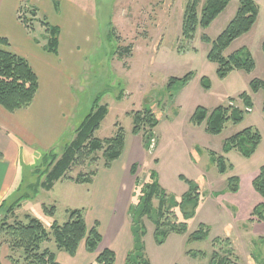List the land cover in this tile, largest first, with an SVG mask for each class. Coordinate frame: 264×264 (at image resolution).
I'll return each instance as SVG.
<instances>
[{
  "label": "rangeland",
  "instance_id": "1",
  "mask_svg": "<svg viewBox=\"0 0 264 264\" xmlns=\"http://www.w3.org/2000/svg\"><path fill=\"white\" fill-rule=\"evenodd\" d=\"M238 1L230 0L209 27L197 29L190 42L181 38V21L187 0H95L94 25L88 27L83 24L81 28L88 29L85 34L70 36L71 43H79L87 51L79 67L80 73L70 86L74 103L72 123L78 126L89 112L94 98L100 95V104L107 106L108 113L95 137L113 136L117 123L128 141H132L136 135L131 132V112L150 107L159 122L153 129V146L148 150L141 146L143 154L139 153L136 172L139 182L148 181L153 170L162 187L175 200H180L187 190L179 175L200 185L201 196L195 215L184 220L180 211H175L177 222L183 221L187 225L186 234L172 233L163 244L157 245L153 238V225L145 222L143 241L151 264H209L212 241L217 237L230 239L235 255L233 260L238 264H264V242L259 238L264 235V223L249 219L251 210L264 202V198L254 192L251 183L259 168L264 166V93L262 90L253 93L249 89L253 78L264 79V0H256L259 14L252 30L234 40L223 52L228 56L245 46L255 62L253 71L234 69L224 78H219L217 65L206 57L211 43L201 41L202 34L211 41L215 40L234 16ZM39 15H43L40 10ZM110 27L114 28V33L112 31L109 35ZM43 32V27L35 22L34 35L39 36ZM127 45L131 46L129 54H122V57L116 54L118 49ZM188 72L193 73L191 79L172 96L167 90L169 79L180 78ZM203 76L209 79V89L201 86ZM242 92L252 97V107L244 112L241 122L234 124L228 121L216 135L208 134L204 123L200 126L190 123L197 106L212 110L218 105H227L230 98H234L233 105L245 110L238 98ZM246 127L258 130L261 136L254 153L248 158L237 150L223 153L224 140ZM72 137L73 133L69 131L63 135L55 150L57 155ZM210 150L223 155L233 168L219 173L210 162ZM96 156L95 162L75 165L68 174L75 176L101 167V153ZM38 162L37 159L30 167L22 164L20 184L7 199V204L18 200L21 195L30 196L41 189L39 183L43 177L36 174ZM232 175H236L240 182L236 193H231L227 187L228 178ZM91 187L89 184L58 182L52 192L41 190L29 199L23 198L15 207V215L22 220H25L24 215L35 217L49 231L43 205L47 208L55 206V218L62 223L67 219L66 204L81 209L83 193ZM139 191L140 186L134 190L133 203L137 201ZM53 199L57 200L56 205ZM200 223L209 229L207 239L187 245L186 237ZM187 250L206 252L207 257L192 258L185 253Z\"/></svg>",
  "mask_w": 264,
  "mask_h": 264
},
{
  "label": "trees",
  "instance_id": "2",
  "mask_svg": "<svg viewBox=\"0 0 264 264\" xmlns=\"http://www.w3.org/2000/svg\"><path fill=\"white\" fill-rule=\"evenodd\" d=\"M230 0H187L181 21V38L184 42L193 40L198 28L206 29L212 21L227 7ZM259 14L256 0H239L237 10L222 32L211 41L206 34L201 35V41L211 43L207 53V59L217 65L216 74L224 78L234 69L251 72L255 68L254 59L245 46H242L224 56L223 52L237 38L247 34L254 26ZM39 15V10L33 6H21L17 13V20L32 34L36 43L42 44L44 50L54 53L58 45L59 29L50 24L47 18ZM35 22L43 27V33L34 35ZM109 35L114 33L110 27ZM40 37V38H38ZM8 41L0 38V106L8 112L14 113L31 105L38 88V79L27 62L18 53L6 48ZM130 45L122 47L116 54H129ZM264 53V40L262 42ZM192 72L186 73L180 78L171 77L167 84V90L172 96L183 88L191 79ZM201 86L209 89L210 82L205 76L200 79ZM249 89L256 93L262 90L264 93V79L253 78L249 82ZM244 109L233 105L234 98L229 99L227 105H218L212 110L197 106L189 121L194 126L204 123L208 134H219L228 121L236 124L243 120L244 112L252 107V97L242 92L238 95ZM264 100V97H263ZM262 109L264 111V102ZM108 113L106 105L100 104V95H97L89 112L81 120L74 131L73 138L62 147L60 155L55 150L43 153L39 159L36 174L43 177L39 187L45 191L50 190L59 180H70L76 184H92L98 168L89 172H79L71 176L68 172L75 165L85 162H95L96 154L101 153L103 168H109L119 158L124 147L125 132L116 123V132L111 137L98 138L95 132L99 129L102 120ZM131 132L140 136L143 149H149L154 144L153 129L158 124V119L150 107L131 112ZM153 140V141H152ZM261 140L258 130L246 127L241 131L226 138L222 144V152L228 153L237 150L242 156L250 157ZM153 142V144H152ZM152 144V145H151ZM211 164L215 165L219 173H225L232 169L233 165L227 163L223 155L214 151H208ZM89 159V160H88ZM87 160V161H86ZM156 161V160H155ZM138 165H133L131 174L135 175ZM148 181L140 183L135 176V188L140 186L136 196V202L128 208L132 246L125 257V264H151L145 254L143 238L146 234V221L153 225V238L157 245L163 244L167 237L174 233L184 235L187 232L185 222H177L175 211L178 209L184 220L192 218L200 202V185L192 179L179 175V179L187 185V190L181 195L180 200H175L165 191L159 182L155 171H150ZM239 178L232 175L228 178V190L236 193L239 190ZM254 192L264 198V166H261L251 181ZM35 189V188H34ZM33 195H21L18 200L7 204V200L0 203V245H6L9 254L7 259L10 264H59L55 253L48 247H42L44 242L52 241L57 250L74 255L78 247L83 244L89 253H95L100 242L101 234L98 223L87 227L82 209L74 208L66 210L67 219L59 223L53 220L48 231L43 223L30 215H24L25 220L15 215V207H18L23 198H31ZM134 194V193H133ZM134 196V195H133ZM46 215L54 217L55 206L47 208L43 205ZM13 217V218H12ZM250 221L264 223V202L258 203L250 213ZM247 220V222L249 221ZM209 235V229L203 223L186 237V244L204 241ZM264 242V235L259 237ZM213 251L210 254L209 264H238L234 261V250L230 239L215 238L212 241ZM220 247V251H219ZM20 252V255H17ZM192 258L207 257L206 252L187 250L185 252ZM237 258V257H235ZM115 253L108 248L97 253L90 264H114ZM1 264V259H0Z\"/></svg>",
  "mask_w": 264,
  "mask_h": 264
},
{
  "label": "crops",
  "instance_id": "3",
  "mask_svg": "<svg viewBox=\"0 0 264 264\" xmlns=\"http://www.w3.org/2000/svg\"><path fill=\"white\" fill-rule=\"evenodd\" d=\"M23 5L36 7L50 24L58 27L54 53L36 43L17 20L19 7ZM94 16L95 0H0V38L8 41L6 48L27 60L38 79L37 92L29 107L11 113L0 106V203L16 192L22 164L30 167L43 153L56 150L67 131L74 136L77 126L72 123L74 103L70 86L80 73L87 51L81 44L71 43L70 36L85 34L88 29L81 27L83 24L92 27ZM141 146L139 136H134L132 141L125 136L119 158L109 168L99 167L93 183L89 184L92 187L83 193L81 209L85 223L91 227L97 222L102 237L95 253L87 252L81 244L74 255H69L57 250L52 241L43 243L42 247L55 253L59 264H90L105 248L115 253L114 264H125L132 246L128 208L134 200L136 173L131 174V168L133 165L139 168ZM63 181L72 182L59 180L46 192H52ZM52 201L57 204L56 199ZM74 208L78 207L66 204L64 210ZM56 211L55 207L54 217L46 215L49 227L56 220ZM8 254L7 246L1 245V264H10Z\"/></svg>",
  "mask_w": 264,
  "mask_h": 264
}]
</instances>
